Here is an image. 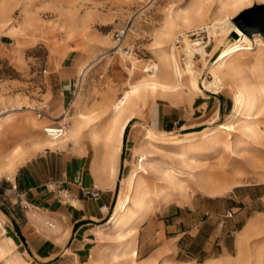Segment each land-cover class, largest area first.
I'll list each match as a JSON object with an SVG mask.
<instances>
[{"label": "rangeland", "instance_id": "1", "mask_svg": "<svg viewBox=\"0 0 264 264\" xmlns=\"http://www.w3.org/2000/svg\"><path fill=\"white\" fill-rule=\"evenodd\" d=\"M251 1V5L264 3ZM189 4L190 0H154L147 7L128 0H0V168L4 157L16 147L25 153L16 169L42 151L36 149L35 144L46 138L42 127L52 124L46 115L52 117V104L63 92L62 87L69 85V79L75 80L77 89L66 115L70 116L78 109L80 100L87 110L81 114L97 117L94 125L82 128L80 140L90 139L88 133L92 126L104 135L130 85L143 81L141 74L128 75L133 66L125 65L121 54L116 53L118 48L132 50L130 59L139 72L141 67L145 74L151 73L153 68L159 72L172 61L182 72V88L172 97L160 93L144 95L145 105H140L139 116L125 131L128 137L130 131L137 130L133 139L135 146L124 147L122 162L129 166L126 172H134L141 159L139 154H133V149L142 140L145 129H150L147 114L151 105L178 103L188 105L192 112L185 127L172 133H156L150 129L152 134L160 137L158 143L147 145L149 155L139 173L144 198L129 203L127 214L119 219L118 225L110 221L117 199L113 202L109 220L100 228L90 257L77 260L66 254L57 261H34L28 256L21 257L17 244L12 241L8 258L1 256L7 251L0 249V264H264V217L250 222L248 229L238 234L237 262L232 257V228L227 221L226 225L222 223L228 217L222 215L215 219V223L223 224L220 229L214 230L212 224L203 225L199 246H204L207 241L211 244L212 254L217 257L205 261H202L203 251L192 252L199 259L189 261L192 255H188L185 248L192 236L185 235L180 238L181 246L176 245L175 233L166 227L176 219L175 216L184 218V214L180 216L182 211L190 213L187 207L191 203L206 206L212 201H229L227 196H232V191L241 195L250 187L246 185L264 182V96L254 102V105H260L257 112L251 115L246 109L241 119L251 118L262 137H247L240 128L242 123L229 119L235 92L226 87L222 91L206 90L200 83L201 79L212 81L210 68L218 58L216 40L210 34L209 45L204 47L205 56L195 55L194 59L193 56L188 58L185 43L175 44L179 35L187 39L191 48L190 41L194 42V39L203 46L206 44V33L197 32L222 16L214 1L211 0L201 20L188 27L176 22L171 36L163 35L165 15L171 10L186 13ZM122 30L125 37L118 43L115 34ZM232 58L233 68L240 70L241 79L254 81L255 77L257 81L262 80L264 58L259 57L256 49L241 51ZM83 67L86 71L81 77L79 73ZM191 79L199 90L192 88ZM28 117L43 122L42 126L31 130L25 124ZM63 123L68 128V122ZM221 126L228 130H222ZM97 148L102 149L100 143ZM7 177V172L1 170L0 182L10 181ZM207 184L220 192L207 190ZM118 190L120 182L116 194H119ZM3 196L6 198H0V238L11 236L7 229L10 216L4 214H7L6 207L17 205L12 202L15 201L14 194ZM202 217L205 215L200 214ZM197 221L189 224L193 226ZM220 244L226 246L229 255H218Z\"/></svg>", "mask_w": 264, "mask_h": 264}, {"label": "crops", "instance_id": "2", "mask_svg": "<svg viewBox=\"0 0 264 264\" xmlns=\"http://www.w3.org/2000/svg\"><path fill=\"white\" fill-rule=\"evenodd\" d=\"M84 71L86 67L80 70L79 76L83 77ZM72 82L77 86L74 79H69V85L62 87L63 92L61 91L56 103L52 104L53 110L50 113L52 117L46 115L48 122L53 123L58 119L61 122L69 121L68 125H71L78 113L87 112L79 100L78 109L72 115H66L75 92L70 90ZM184 101L188 103L191 100ZM177 104L151 105L147 114L150 129L156 133H172L177 128L185 127L186 122L191 119L192 112L188 110V105ZM65 117L70 119L65 121ZM96 119L97 117L91 125H94ZM84 127L88 126L82 128ZM125 131L117 144V151L111 164L106 156H103L108 150H105L100 142L92 140L89 134L91 140L87 137L80 140L81 136H78L75 140L51 141L52 143L48 145L41 139L35 144V148L42 151L26 159L17 169V163L22 161L25 154L22 149L16 147L4 157L0 171L5 170L10 181L0 182V194L7 196L14 194L15 201L12 202L16 204V194L20 193L29 206L23 208L17 203L15 206L6 207L7 214L4 215L10 216V226L7 229L11 236L0 238V246L7 251L6 254L0 255L8 258L14 241L21 257L28 256L34 261H57L66 254L77 260L90 257L100 228L109 220V209L119 198L117 195H120L122 189L121 182L126 183L132 172H126L129 166L122 162V155L125 146H135L133 139L137 130L130 131L128 137ZM96 133L100 138L105 135V133L103 136L100 135L97 129ZM98 143L102 149L97 148ZM134 149L133 154L136 155ZM119 182L120 191L118 190L119 194H116ZM246 186L250 187L241 195H236L232 191V196H227L229 201H212L206 206L196 203H191L190 206L183 205L188 206L191 212L187 214L182 211L180 216L184 214V218L175 216L176 219L171 225L166 224V227L172 228L176 235V245L181 246L180 238L189 235L192 239L185 248L188 255H192L194 251H203L205 256L202 261L217 258L212 254L210 243L206 241L204 246H199L200 233L204 224H212L216 230L220 229L222 223L226 225L228 222L232 228V257L237 262L238 258H235V255L239 245L238 234L247 230L250 222L262 220L264 217V182H254ZM83 190L97 191L98 197L85 195ZM225 211L230 212L228 219L222 220L220 225L215 223L217 217L222 215L227 217ZM200 214H204L205 217L200 218ZM194 220L199 221L191 226L189 222ZM161 223L165 226L164 221ZM234 234L237 236L234 237ZM219 251V256L229 255L224 244L219 245ZM244 256L247 257V253H244ZM197 259H199L197 256H189V261L195 262Z\"/></svg>", "mask_w": 264, "mask_h": 264}, {"label": "bare ground", "instance_id": "3", "mask_svg": "<svg viewBox=\"0 0 264 264\" xmlns=\"http://www.w3.org/2000/svg\"><path fill=\"white\" fill-rule=\"evenodd\" d=\"M213 1L217 10L222 13V16L220 18L213 19L211 21L212 23L199 28L203 29L206 33V44L203 46L201 42L196 41L194 39V42L190 41L193 47L191 48V46L187 45L186 43L187 39H183V37L179 35L180 44L185 43V52L188 58L190 59L193 56L194 59L195 55L200 56L201 58L205 56L206 52L204 50V47L209 45L211 36L214 40H216V50L218 52V58L215 64L212 65L210 68L212 81L206 82L205 80L201 79L200 83L206 90L215 89L222 91V89L226 87L232 92H235L236 98L234 100V108L231 112V115L229 116V119L231 120V122H241L242 125L240 128L242 129L243 134L247 137L261 138V130L255 125V122L251 118L246 117V119L242 121L241 119H243V115L246 109H249L251 115L257 112V108H259L260 105H254V102L260 96H264V76L260 81L255 80V77H253L254 81H247L246 79H241L239 77L240 70H236L235 67L233 68L232 58L235 54H239L241 51H250L252 49L257 50L259 57L262 60L264 58V40L262 39V37L258 33H252L250 35H247L241 32L233 24V18L236 16V14L248 8L251 5L252 1ZM261 1L263 2L264 0ZM210 4L211 0H190V4L186 13L181 14L179 12H174L173 10H171L168 14L165 15V32L163 33V35L165 37L171 36L174 24L176 22H179L182 26L188 27L194 24L199 19L201 20ZM116 53L121 54L119 49L116 51ZM228 63H231V65H228ZM255 64L260 65L259 63ZM132 66L133 68L131 71H128V75L135 76L141 74L143 76V81L136 85H130L127 96L124 98L122 103H120L116 107L113 116L110 120V125L105 128L106 131L103 138L98 137L95 126H92L88 133L91 136L92 140L100 142L103 148L105 150H108V152L104 153L103 156H106L105 158L108 159L110 164L113 155L117 151V144L122 138L124 131L131 124V122L137 118L138 109L141 106L145 105L144 95L160 93L172 97L174 93H176L182 88V72L178 65L174 63V61H172V64L171 62L166 63L165 66H163L159 70V72L156 71V68H153L152 72H148V74H145V72L142 70V67L140 69L141 71L139 72L137 70V66L134 65V63L132 64ZM134 68H136L135 71L137 72L134 71ZM171 69L174 70L172 71L173 74H171L170 72ZM190 83L193 89L199 90L197 83L193 79H191ZM69 119L68 117H65V121ZM94 119L95 118L89 117V115L87 114L78 113V115L74 119V122L69 125L68 128H66L65 136L63 139L75 140L76 138H78L81 128L83 126L91 125ZM42 123L43 122L38 121L33 117H28L25 121L26 126H28V128H30L31 130L39 129L42 126ZM219 124L220 123H218L217 126ZM43 128L44 127H42V130ZM220 128L222 130H228V127L225 126H221ZM230 129L234 130L232 126ZM159 137L152 134L151 130L147 127L145 129V132L143 133L142 140L139 142V145L134 149V152L136 154H139V157H141V159L139 160L134 172H132V174L128 176L127 182H121L122 189L120 195L118 196L119 198L113 210V214L110 218V221L115 225H118L119 219H121L123 216H125V214H127L128 205L131 201H140L142 198H144V192L141 188L140 181L142 180V177L139 175V173L143 171V165L147 161V157L149 155L147 145L151 144L152 142L155 143V141L158 143ZM51 141L53 140L47 137L43 138V142L45 143V145L51 144ZM97 154L98 153H96V155ZM167 179L171 180L170 177H167ZM206 187L207 190L212 191L213 193L220 192L219 190L214 189L212 185L207 184ZM139 207L140 209L142 208V206ZM0 249L5 251V249L1 246Z\"/></svg>", "mask_w": 264, "mask_h": 264}, {"label": "built area", "instance_id": "4", "mask_svg": "<svg viewBox=\"0 0 264 264\" xmlns=\"http://www.w3.org/2000/svg\"><path fill=\"white\" fill-rule=\"evenodd\" d=\"M129 1H136L139 2L141 4H143L144 7L149 6L154 0H129ZM205 33V31L203 29H199L197 34H203ZM192 35V34H191ZM125 37V31H119L115 34V38H116V42L120 43ZM180 42V37H176L175 40V44L178 45ZM119 51L121 52V56L123 57L124 63L125 65L128 66H132V59L131 58V54H132V50L130 48L127 47H122V48H118ZM117 49V50H118ZM77 86L73 84L70 86V90L71 92L76 91ZM65 131H66V125L63 122L60 121H55L53 122L51 125L49 126H45L42 130L43 134L53 140V141H60L64 138L65 136ZM13 188H15V185L12 186ZM83 193L85 195H91L94 198L98 197V192L97 191H92V190H83ZM4 196L2 194H0V198H3ZM16 198H17V203L20 205V207H28V203L23 199V195H21L20 193L16 194ZM225 216H230V212L226 211Z\"/></svg>", "mask_w": 264, "mask_h": 264}, {"label": "water", "instance_id": "5", "mask_svg": "<svg viewBox=\"0 0 264 264\" xmlns=\"http://www.w3.org/2000/svg\"><path fill=\"white\" fill-rule=\"evenodd\" d=\"M234 25L243 33H258L264 40V3L252 4L233 18Z\"/></svg>", "mask_w": 264, "mask_h": 264}]
</instances>
